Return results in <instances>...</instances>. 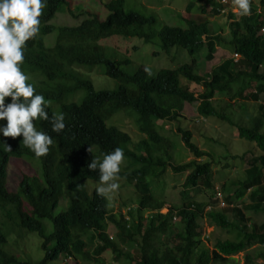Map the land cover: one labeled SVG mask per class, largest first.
<instances>
[{"label":"trees","instance_id":"obj_1","mask_svg":"<svg viewBox=\"0 0 264 264\" xmlns=\"http://www.w3.org/2000/svg\"><path fill=\"white\" fill-rule=\"evenodd\" d=\"M207 4L215 6L212 13L220 16L215 3L207 0ZM68 6V0H47L39 18V31L26 42L21 65V70L30 77L27 82L35 88L34 94L43 95L49 102L45 106L49 117L63 113L64 130L55 133L48 121L33 122L52 138L48 153L39 158L23 145L22 136L15 139L0 136V142H6L11 149L0 143V216L4 219L0 222V264H34L20 261L6 250L9 236L15 230L36 234L42 241L45 255L36 264L55 263L62 258L74 264H105L106 253L126 264H213L228 262V258L246 252L253 245L264 247V223L251 224L243 210L233 203L248 196L253 209L264 213V106L260 105L259 115L243 126L214 105L218 95L233 94L235 100L259 103L264 94V73L260 72L264 69L262 15L239 19L229 14V37L224 41L208 23L196 20H187V28L162 25L155 30L160 25L158 17L126 11V0L105 2L108 14L104 20L82 12L72 13L75 18L82 17L76 27L52 25ZM260 8L264 11V0L260 1ZM56 31L55 45L47 48L44 38ZM113 37L138 38L158 46L165 54L173 49L183 50L192 62L158 72L143 67L128 72L124 67L132 64L130 59L114 60L101 45V41ZM221 45L239 59L229 58L206 77L201 76L196 60L206 51V60L213 61ZM99 67L104 76L116 83L112 89H96L85 76ZM190 85H197L202 91L197 94ZM251 87L254 92L246 95V88ZM8 102L10 97L5 98V103ZM194 103L199 104L197 110L202 119L216 118L234 126L240 139L255 144L261 152L249 160L243 180L231 189L223 187V200L228 205L220 210L206 211L191 194V190L212 186L213 177L212 163L204 161L211 156L193 143L192 131L180 126L176 129L193 156V160L181 165L172 163L173 146L160 133L159 122H180L185 105ZM121 112L136 117L141 134L138 142L128 132L108 124ZM116 147L123 149L128 163L120 171V179L135 184L140 195L137 220L133 219L132 211L126 217L114 214L108 198L99 196L95 188L90 190L87 185L98 183V172L89 170L87 165ZM12 159L36 161L40 169L39 178L24 175L17 192L7 188ZM168 168L187 176L181 205L171 206L163 214L161 210L167 203L151 192L149 180L155 171L163 173ZM62 201L68 203L67 207L56 215ZM204 220L223 230L239 232L241 240L219 241L213 250L204 248L201 241ZM45 221L53 225L50 234ZM7 222L13 223L10 228L6 227ZM111 226L116 229V239L109 235ZM121 244H125V251ZM247 262L251 263L249 256Z\"/></svg>","mask_w":264,"mask_h":264},{"label":"rangeland","instance_id":"obj_2","mask_svg":"<svg viewBox=\"0 0 264 264\" xmlns=\"http://www.w3.org/2000/svg\"><path fill=\"white\" fill-rule=\"evenodd\" d=\"M69 6L66 12L59 13L51 22L55 27H76L80 24L82 17L75 18L72 13L78 15L86 12L98 15L101 20L107 17L104 4L108 0H68ZM261 0H252L255 7L260 8ZM189 4H192L190 7ZM126 11H137L143 15H155L159 19L158 26L155 30H159L162 25L172 27L187 28V20H196L209 24L211 30L220 35L222 39L227 40L229 37V18L226 15L215 16L212 13L211 6L207 4V0H126ZM205 11V12H204ZM264 19V11H262ZM239 19L241 18L238 17ZM264 35V32H261ZM58 32H54L44 38L47 48H52L55 45ZM159 44V42H158ZM101 45L105 49L107 56L114 60L130 59L132 64L124 67L128 72H134L137 68L143 67L151 72H158L162 69H176L183 64H189L192 59L188 54L179 49H173L170 54H165L161 49L152 44H146L138 38L123 39L120 37L109 38L101 41ZM207 52L204 51L196 60V67L201 76L206 77L211 73L213 68L219 66L223 61L233 58V53L229 48L219 46L215 59L211 62L206 60ZM264 73V69L260 71ZM85 76L90 79L96 89H112L116 83L102 74V67H99L91 74L85 73ZM191 90L195 93H200L202 88L197 85H190ZM254 87L246 88L245 94L254 92ZM198 103L186 104L182 112L180 122L168 123L159 122L160 133L167 137L173 146L170 153L173 157L174 165H181L193 160V156L186 149L180 137L176 133V129L180 126L183 129L190 130L193 133V143H195L202 151L208 153L211 157L205 158L204 161L212 163L213 177L212 186L205 185L199 189L191 190L194 195V200L201 208L206 211L210 209L220 210V195L225 198L223 187L231 189L234 184L245 178V171L249 168V160L258 156L261 152L255 144L242 140L238 137L237 129L216 118L202 119L198 113ZM214 105L219 111H225L235 123L243 126L250 124L249 119L259 115V106H264V94L261 96L259 103L246 102L235 100L233 94L218 95L214 100ZM230 105V107H227ZM133 114L121 112L115 115L109 121V125L118 127L120 130L128 132L136 143L141 138V134L137 130ZM123 160L121 163V171H124L128 163ZM39 163L29 162L26 160L12 159L8 167L7 188L11 192L19 191V183L24 175L39 178L40 174ZM155 171L149 182L151 192L167 204L161 210V213H167L171 206L181 205V192L184 191V183L187 174H176L170 168L165 172L160 173ZM119 188L111 194L109 200L110 209L114 214H122L128 216L130 211L133 212V219L137 220V208L139 206L140 195L133 183H126L119 179L117 181ZM90 190L96 189L98 183L88 182ZM230 191V193H232ZM226 202V201H225ZM235 206L242 209L245 217L249 219L251 224L261 225L264 223V213H257L253 209V203L250 202L248 196L241 201L233 202ZM67 202H60L59 208L55 211L56 215L66 209ZM228 205V203H225ZM147 215V214H146ZM132 219V220H133ZM4 219L0 216V222ZM47 233L53 231V225L49 221L44 222ZM179 223V219H176ZM13 223L7 222L6 227L10 228ZM203 235L201 236L202 245L204 248L213 250L215 244L219 241H240L242 235L236 231H227L210 225L204 220L202 222ZM109 235L116 239V229L111 226ZM13 236H9V246L6 250L17 256L20 261H27L36 264L40 261L45 251L42 250V241L36 234H25L15 230ZM90 241V240H88ZM91 242L89 247L91 246ZM125 251V244H121ZM9 249V250H8ZM132 251V250H131ZM133 256L135 252H132ZM247 256L250 257L251 263L247 262ZM105 264H126L123 259H115V256L106 253L103 255ZM225 263L213 264H264V247L261 245H253L246 252L240 253L228 258ZM49 264H74L70 259L62 258L55 263Z\"/></svg>","mask_w":264,"mask_h":264},{"label":"clouds","instance_id":"obj_3","mask_svg":"<svg viewBox=\"0 0 264 264\" xmlns=\"http://www.w3.org/2000/svg\"><path fill=\"white\" fill-rule=\"evenodd\" d=\"M47 0H0V136L15 139L22 136L23 145L36 158L45 156L52 138L34 126L39 119L48 121L51 130L60 133L65 128L64 115L59 113L49 117L45 106L49 103L41 94H34L35 88L27 82L30 77L21 70L24 62L26 42L39 31L40 16ZM251 0H231L233 10L241 17L250 14ZM10 102L5 103V98ZM11 151L6 142H0ZM124 151L116 147L92 159L89 170L98 172L96 193L104 198L119 188L121 163Z\"/></svg>","mask_w":264,"mask_h":264},{"label":"built area","instance_id":"obj_4","mask_svg":"<svg viewBox=\"0 0 264 264\" xmlns=\"http://www.w3.org/2000/svg\"><path fill=\"white\" fill-rule=\"evenodd\" d=\"M212 3H215L216 5V9L219 11L220 15H226L228 16L229 14H234L237 17H240L237 12H235L233 10V5L231 3V0H210ZM215 6H211V10L214 8ZM253 12V13H252ZM254 14H261L262 15V10L259 7H255L254 4L252 3V0L250 2V14L244 17L247 18H251L252 16H254ZM262 32H264V29L262 30ZM234 59H239L238 55H233ZM220 208H225L226 204L225 202L222 201V196L220 195ZM202 224V222H201Z\"/></svg>","mask_w":264,"mask_h":264}]
</instances>
